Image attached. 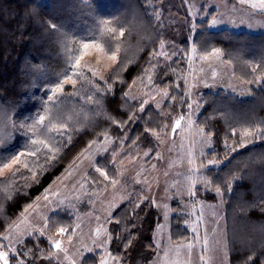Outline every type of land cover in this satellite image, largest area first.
I'll return each mask as SVG.
<instances>
[{"label":"trees","instance_id":"16d2710c","mask_svg":"<svg viewBox=\"0 0 264 264\" xmlns=\"http://www.w3.org/2000/svg\"><path fill=\"white\" fill-rule=\"evenodd\" d=\"M163 1L0 0V147L6 149L4 154H11L34 147L30 140L40 138L60 149L50 162H46L49 153L43 148L36 157L28 158L35 175L21 168L15 176L10 172L0 178V244L5 230L76 155L92 141L114 137L131 125L135 106L127 98V88L133 79L143 75L152 49L160 40L156 20ZM167 2L169 6L170 0ZM102 19L109 21L108 27L117 29L115 34L107 31ZM52 23L57 29L50 27ZM91 39L119 49L118 60L106 81L77 79L74 87L65 85L55 103L50 102L48 97L56 81L62 80L65 73L72 74L81 42ZM194 46L203 54L219 49L236 76L251 85L252 95L247 98L222 90L203 93L197 123L214 140L215 149L209 155L224 157L229 150L225 141L238 145L243 129L264 122V33L201 27ZM45 110L48 119L34 135L28 126ZM101 163L104 160L100 159L98 164ZM206 173L211 191L198 189L196 200L213 202L215 188L220 187L230 264H264V139L257 138V143L234 153L221 168H211ZM92 179H96L94 173L90 174ZM61 216L49 218L50 231L72 227V218ZM179 220L177 215L172 217V241L187 243L192 236ZM145 225L141 230L147 237ZM129 233L112 243L115 253L121 250ZM44 245L42 239L29 238L19 249L36 258L38 246ZM122 254L121 263L126 264ZM90 259L93 258L89 256L87 260Z\"/></svg>","mask_w":264,"mask_h":264},{"label":"rangeland","instance_id":"374dc122","mask_svg":"<svg viewBox=\"0 0 264 264\" xmlns=\"http://www.w3.org/2000/svg\"><path fill=\"white\" fill-rule=\"evenodd\" d=\"M123 5L129 10L127 3ZM213 18L218 21L214 26ZM156 23L160 40L152 49L143 75L133 79L127 88V98L135 106L131 125L114 137L88 146L87 152L82 151L83 156L82 152L76 155L62 174L5 230L0 251L9 252L10 264H101L102 260L122 264V252L126 264H188L189 259L190 264H204L201 256L208 264H230L223 197L214 191L216 199L203 202L196 200V193L198 189L209 191L206 189L211 188L204 183L209 181L208 169L221 168L234 153L257 143V137L246 138L244 146L239 138L238 145L231 144L226 156H211L214 140L204 131L201 133L197 118L203 109L205 91L222 90L237 98H247L252 90L250 84L236 76L222 53L216 56L198 52L194 40L201 27L210 31L264 33V12L240 4L239 0H170L169 6L164 0ZM161 52L166 55H158ZM97 59L98 54L90 51L81 63L99 71L103 80L93 77L86 68L81 77L74 78L105 82L117 61L102 59L97 63ZM181 116L184 119L173 132ZM100 159L104 163L98 164ZM189 159L195 163L189 164ZM209 160L217 163L201 168ZM96 167L107 171L109 180L100 176ZM9 173L0 172V178ZM92 173L96 179L90 181ZM111 179L119 183L112 185ZM190 189L195 192L194 196L189 194ZM61 215L72 218V227L65 226L71 227L67 233L59 234V227L55 231L45 228L46 222L49 226V218L56 216L57 219ZM175 215L180 218V226L192 236L189 242L195 247L190 258L185 247L177 249V245L189 242L172 241ZM144 223L147 237L141 230ZM98 227L101 228L99 237L95 233ZM193 228L197 230L195 234ZM134 229V234L129 233ZM126 233L130 235L127 234L121 250L115 253L112 243ZM108 234L112 236L110 241ZM29 238L45 242L43 247L38 246L40 252L36 258L19 249ZM205 238L209 242L207 251L203 245ZM56 240L61 241V248L66 252L53 246ZM89 256L93 259L87 260Z\"/></svg>","mask_w":264,"mask_h":264},{"label":"snow or ice","instance_id":"6c2138e0","mask_svg":"<svg viewBox=\"0 0 264 264\" xmlns=\"http://www.w3.org/2000/svg\"><path fill=\"white\" fill-rule=\"evenodd\" d=\"M239 3L240 4H248L253 10L264 12V0H239ZM93 7H95V5H93ZM101 23H102V25H104L107 28V31L109 33H112V34L116 33V31H117L116 28L108 27L109 21L107 19H102ZM211 23L214 26L218 23V21L215 18H213ZM50 27L54 30L57 29V25L55 23H52L50 25ZM119 34H120V36H123L124 35L123 30H120ZM161 43L163 45V42H161ZM90 51H95L98 54L97 63H100L102 59H107V60H112V61L118 60V56H117V53L119 51L118 48L113 50L111 45L106 44V43L97 42L95 39H91L88 41L81 42V49L77 52V58L74 60V64H73V67H74V69H76V71H73L71 75L65 73L62 80L56 81L55 86L51 89L52 95L48 97V100L50 102L55 103L58 94L63 93L65 85H72L74 87L77 83L76 78H79L83 75V73L85 72V68H86L87 72L90 73L93 77L99 76L101 80L104 79L103 75L99 71L95 70L92 66L86 67L85 65H82L81 61L83 59V56L88 54ZM193 51L195 52V49H193ZM158 55H166V53L161 52V53H158ZM208 55L219 56V55H221V52L219 49H215V50H213V52L208 53ZM202 58L207 59V56H204ZM253 71L255 72L256 68H253ZM213 75H215V72H213ZM74 77H76V78H74ZM261 83H264V81H261ZM164 95L167 96V93L165 92ZM145 103H146V101H145ZM188 106L191 107V105H188ZM143 110H144L143 107H141V111H143ZM46 119H48L47 110H45V113L43 115H39L37 118H35L34 122L28 126V131L35 135V133L39 131V128L41 126L45 125ZM183 119H184V117L181 116L178 120H176L175 125L173 126V129H172L173 132H175L176 129L180 126V123ZM62 127H64V126H62ZM49 130H52V129H49ZM200 131H201V133H203V129H201ZM232 135L236 136L237 132L235 130H233ZM248 137H257L260 139H264V122H262L259 125L249 127V128H245L242 130V132L240 134L241 146H244V141ZM105 139L106 140L108 139L107 136H105ZM67 142L69 144L71 143V137L68 138ZM29 143L31 146H34V147H31V148L26 147L24 151H19V152H15V153H11V154H4L6 152V149L3 147H0V172L8 171V172H11V174L13 176H15L17 173L20 172L21 168H24V169H27L28 171L32 172L33 175H35L36 173H35V171H33V168L30 167V161L28 158L36 157L37 154L40 153L42 148H43V149H47V152L49 153V155L46 157V162H50V161L56 159L57 154L60 151L59 148L51 146L45 139L34 138V139H31ZM95 143H96V141H92L89 144V148L92 146V144H95ZM225 147L226 148L230 147V145L227 144V141H225ZM105 150H107V149H105ZM232 150L235 151L234 148ZM85 152H87V149H85ZM80 155L83 156L84 152H82ZM145 155H148V153H145ZM188 163L194 164L195 161L193 159H189ZM216 163H217L216 160H209L207 162V165L201 164V168L209 166V165H214ZM95 171L98 172L100 174V176L104 177L105 180H109V173L107 171H105L104 169H102L101 167H96ZM190 171H199V169H190ZM69 175H71V173H69ZM110 183L112 185H116L117 183H119V181L116 179H111ZM137 183H139V181H137ZM204 183L210 185L211 181L206 180V181H204ZM81 186H83V185H81ZM206 190L211 191V188L209 187ZM229 190H230V188H229ZM215 192L218 195H222L221 189L219 186H216ZM189 194L194 196L195 192L190 189ZM45 199L47 200V196H45ZM153 203H155V202L153 201ZM137 207H139V205H137ZM96 219L99 220L100 218L97 217ZM200 219L202 220V215H201ZM117 223H119V221H117ZM47 227H48V224L46 222L45 228H47ZM57 231L59 234L63 235L65 233H67L69 231V229L67 227L61 226L57 229ZM196 231H197L196 228H193L194 234L196 233ZM95 233H96V236L99 237L101 234V228L100 227L96 228ZM41 234H43V229L41 230ZM7 238L8 237H4V239H7ZM117 238H119V237H117ZM68 239H69V241H71V236H69ZM111 239H112L111 234H108L107 240L110 241ZM208 244H209L208 239L205 238L203 240V245H204L205 251L208 250ZM53 246L57 250L66 252V249L61 248V241L60 240L54 241ZM0 247H3V246H0ZM180 247H185L187 249L188 256L190 258L191 252H192L193 248L195 247V245L193 243L189 242L187 245H177V249H179ZM177 255H179V251H177ZM109 256H111V253H109ZM112 258L116 259L115 257H112ZM200 260L204 261V264H208V261L205 260L204 256H201ZM0 261H2L3 264H10V257H9L8 251H0ZM101 264H108V262H107V260H102ZM188 264H190V259L188 261Z\"/></svg>","mask_w":264,"mask_h":264}]
</instances>
